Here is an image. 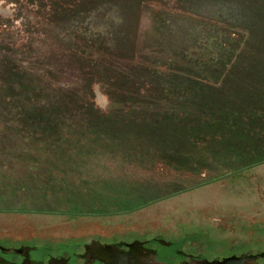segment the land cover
Listing matches in <instances>:
<instances>
[{"label":"rangeland","instance_id":"obj_1","mask_svg":"<svg viewBox=\"0 0 264 264\" xmlns=\"http://www.w3.org/2000/svg\"><path fill=\"white\" fill-rule=\"evenodd\" d=\"M144 238L264 240V0H0V241Z\"/></svg>","mask_w":264,"mask_h":264},{"label":"water","instance_id":"obj_2","mask_svg":"<svg viewBox=\"0 0 264 264\" xmlns=\"http://www.w3.org/2000/svg\"><path fill=\"white\" fill-rule=\"evenodd\" d=\"M0 264H264V240L214 252L148 239L37 246L0 241Z\"/></svg>","mask_w":264,"mask_h":264},{"label":"flooded vegetation","instance_id":"obj_3","mask_svg":"<svg viewBox=\"0 0 264 264\" xmlns=\"http://www.w3.org/2000/svg\"><path fill=\"white\" fill-rule=\"evenodd\" d=\"M145 239V238H144ZM120 240H126V239H118V240H115V241H120ZM133 240H136V239H133ZM148 240H153V241H164V240H161V239H157V238H153V239H148ZM96 241H102V240H96ZM166 242V241H165ZM168 243V242H166ZM19 246H32V245H19Z\"/></svg>","mask_w":264,"mask_h":264}]
</instances>
